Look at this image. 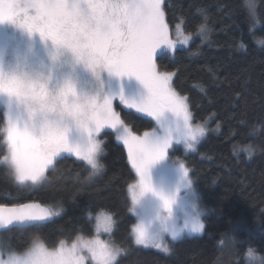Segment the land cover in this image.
<instances>
[{"label": "snow or ice", "instance_id": "6c2138e0", "mask_svg": "<svg viewBox=\"0 0 264 264\" xmlns=\"http://www.w3.org/2000/svg\"><path fill=\"white\" fill-rule=\"evenodd\" d=\"M246 3L255 20L256 5ZM167 7L166 0H0V26L27 37L25 52L16 44L11 58V44L0 45V146L5 152L0 163L11 169L17 184L35 187L69 154L90 167L91 177L103 168L100 135L112 130L137 176L127 186L130 211L137 217L131 229L134 243L165 253L166 234L177 240L185 231L205 228L189 170L169 150L179 143L194 149L206 132L193 123L189 97L174 87L176 73L157 67V49H175L173 35L183 43L189 38L179 23L173 32ZM204 21L201 33L208 30L206 15ZM38 43L46 59L33 63L30 56L36 55ZM117 102L150 117L155 126L137 134L117 111ZM181 192L192 199L183 223L177 224L174 206ZM61 211L36 200L0 203V230L40 227ZM94 221L93 236L61 239L53 246L36 236L17 252L0 241V264H118L125 249L111 238L114 213L101 209ZM104 234L109 239H101ZM247 256L255 258L252 248Z\"/></svg>", "mask_w": 264, "mask_h": 264}, {"label": "trees", "instance_id": "16d2710c", "mask_svg": "<svg viewBox=\"0 0 264 264\" xmlns=\"http://www.w3.org/2000/svg\"><path fill=\"white\" fill-rule=\"evenodd\" d=\"M166 3L171 28L182 22L185 32L196 34L207 16V42L195 36L188 47L155 57L159 71L176 73L174 87L189 97L194 121L208 127L196 151L175 148L170 154L184 162L208 211L204 230L183 233L177 240L165 238L170 240L167 253L136 245L131 229L137 218L130 211L127 186L137 176L126 148L113 131L104 130L103 168L96 177H89L86 163L64 155L41 185H19L11 169L0 163V203L36 200L62 208L40 227L7 230L13 250L23 251L36 236L49 246L92 236L89 212L104 209L116 221L111 238L125 249L118 264H251L248 248L264 257V0H257L255 20L246 0ZM116 108L137 134L155 126L150 117L118 103ZM4 154L0 146V158ZM157 168L160 174L162 168Z\"/></svg>", "mask_w": 264, "mask_h": 264}, {"label": "rangeland", "instance_id": "374dc122", "mask_svg": "<svg viewBox=\"0 0 264 264\" xmlns=\"http://www.w3.org/2000/svg\"><path fill=\"white\" fill-rule=\"evenodd\" d=\"M179 24H181V27H182V30L184 31L183 29V24L182 22H178ZM177 24V23H176ZM173 29V32L175 31V25L174 27H172ZM184 34L185 35H188V41L187 43H183L181 42L182 38H176L174 35H173V39H177V43H176V48H182V47H188V45L191 43V41L193 40V38L195 36H201L203 41L204 42H207L208 39H209V33H208V30L205 32V33H201L199 30L196 32V34H190V33H187L184 31ZM4 43L6 44H11L8 48V55L9 57L11 58L12 54H13V47L16 45V44H19L20 46V51H21V54H23L25 52V46H26V43H27V37H23L21 36V34L19 32H14L12 28L10 27H4V26H0V45H3ZM175 49H172V48H168L166 46H162L161 48L157 49V52H156V55L158 53H162V52H169V53H173L175 51ZM30 59L32 60L33 63H38L39 59H46V55L43 51V48L42 46L38 43L37 46H36V55L35 56H30ZM130 88H135V84L133 83ZM118 103V102H117ZM122 107H124L123 105H121ZM0 108H2V102H0ZM125 108V107H124ZM117 109V108H116ZM118 111V110H117ZM134 111V110H133ZM143 115V114H142ZM193 123L194 124H201L205 127L206 129V132H207V129L208 127L202 123H197L193 120ZM105 130H110V129H105ZM104 131V130H103ZM112 131V130H111ZM205 132V134H206ZM115 134V133H114ZM205 136V135H204ZM204 136H202L204 138ZM116 137V136H115ZM202 137H200V139L198 140V142L196 143L195 145V148L194 149H186V146L183 144V143H179V144H174L173 147L169 150V155L174 151L175 148H181L183 149L184 152H194L196 151L197 147H198V143L199 141L202 139ZM120 142V141H119ZM122 143V142H121ZM126 148V147H125ZM127 150V149H126ZM64 155H67V156H70L69 154H64ZM63 155V156H64ZM77 159V158H76ZM181 161V160H180ZM183 162V161H181ZM184 163V162H183ZM162 168V166H160ZM91 170V169H90ZM92 171V170H91ZM102 172V169L92 175L91 177H96L98 175H100ZM190 174V173H189ZM154 176L155 178L158 180L160 175L157 171V168L154 170ZM190 179L192 180L191 176H190ZM137 180V179H136ZM193 181V180H192ZM135 183V182H134ZM193 186H194V189H195V193H196V197L195 199L197 200V203H198V206H199V209L202 211V216H201V219H202V222L204 223V216L208 213V211L204 208V206L202 205V203L200 202V199H199V195H198V191H197V188L193 182ZM181 201L174 206V212H175V216H176V222L177 224H182L183 223V217H184V212L185 211H190V206L188 204V201L190 199H192L191 197H184V193L181 192ZM97 213V212H96ZM95 213V214H96ZM95 214H92L93 216V226H94V216ZM137 218V217H136ZM137 223V220L136 222ZM184 233H188V234H197V233H189L187 231H185ZM201 233V232H200ZM94 234H95V227H94ZM93 234V235H94ZM92 235V236H93ZM132 235V233H131ZM78 236H84V235H78ZM77 236V237H78ZM77 237H75L73 240H75ZM84 237H91V236H84ZM133 237V235H132ZM168 237H171L170 234H166L165 238H168ZM101 239H109V235L108 234H104L101 236ZM134 239V238H133ZM0 241H4L6 244L9 245V240H8V236H7V230H1L0 231ZM72 241V240H69V242ZM165 243L167 244L168 248L170 249V240L169 239H165ZM123 253V252H122ZM121 253V254H122ZM120 254V255H121ZM118 259V258H117ZM86 264H87V261H86Z\"/></svg>", "mask_w": 264, "mask_h": 264}, {"label": "clouds", "instance_id": "9594fccd", "mask_svg": "<svg viewBox=\"0 0 264 264\" xmlns=\"http://www.w3.org/2000/svg\"><path fill=\"white\" fill-rule=\"evenodd\" d=\"M254 4L257 5V0H253ZM260 130V129H257ZM251 264H264V257L255 256V258L250 259Z\"/></svg>", "mask_w": 264, "mask_h": 264}, {"label": "flooded vegetation", "instance_id": "af4514ba", "mask_svg": "<svg viewBox=\"0 0 264 264\" xmlns=\"http://www.w3.org/2000/svg\"><path fill=\"white\" fill-rule=\"evenodd\" d=\"M157 171H158V173L160 172V170H158V168H157ZM160 175V174H159Z\"/></svg>", "mask_w": 264, "mask_h": 264}, {"label": "water", "instance_id": "95a60500", "mask_svg": "<svg viewBox=\"0 0 264 264\" xmlns=\"http://www.w3.org/2000/svg\"><path fill=\"white\" fill-rule=\"evenodd\" d=\"M1 231V230H0Z\"/></svg>", "mask_w": 264, "mask_h": 264}]
</instances>
